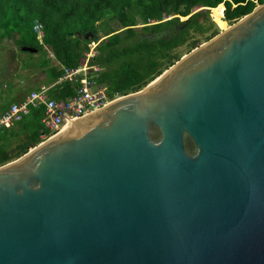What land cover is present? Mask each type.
<instances>
[{
    "label": "water",
    "instance_id": "1",
    "mask_svg": "<svg viewBox=\"0 0 264 264\" xmlns=\"http://www.w3.org/2000/svg\"><path fill=\"white\" fill-rule=\"evenodd\" d=\"M74 122L0 166V264H264V2Z\"/></svg>",
    "mask_w": 264,
    "mask_h": 264
},
{
    "label": "trees",
    "instance_id": "2",
    "mask_svg": "<svg viewBox=\"0 0 264 264\" xmlns=\"http://www.w3.org/2000/svg\"><path fill=\"white\" fill-rule=\"evenodd\" d=\"M264 0H0V45L6 41L27 58L23 67L43 70L48 96L57 101L72 97L81 86L64 78L65 70L84 65L90 44L96 55L88 76L104 88L109 100L137 92L203 42L220 32L217 21L235 23ZM224 5V6H223ZM223 15V18H222ZM104 20L107 32L98 34ZM37 22V23H36ZM41 25L39 33L34 30ZM227 26L223 27V29ZM91 32L88 39L81 36ZM79 33V35H77ZM49 48L53 59L47 56ZM32 47L36 52L24 51ZM39 54V57H34ZM45 108H31L20 121L0 128V166L37 145ZM23 133L7 147L5 132Z\"/></svg>",
    "mask_w": 264,
    "mask_h": 264
},
{
    "label": "built area",
    "instance_id": "3",
    "mask_svg": "<svg viewBox=\"0 0 264 264\" xmlns=\"http://www.w3.org/2000/svg\"><path fill=\"white\" fill-rule=\"evenodd\" d=\"M40 29L41 25L36 24L34 30L39 33V37ZM96 45L94 42L90 44L84 65L65 70L64 78L73 79L81 84L72 97L64 101H57L48 96L49 88L47 87L33 90L24 100L11 104L1 114L0 128L20 121L29 113L31 108L44 106L45 112L42 122L49 133H42V137L47 139L61 131L69 121L86 116L108 104L111 100L107 97L105 89L98 88L88 76L90 70H99L97 65H90L91 59L96 55Z\"/></svg>",
    "mask_w": 264,
    "mask_h": 264
},
{
    "label": "crops",
    "instance_id": "4",
    "mask_svg": "<svg viewBox=\"0 0 264 264\" xmlns=\"http://www.w3.org/2000/svg\"><path fill=\"white\" fill-rule=\"evenodd\" d=\"M45 48L49 53L51 52L46 46ZM18 56V52H11V50L0 45V116L11 104L24 100L31 91L38 90L41 87L49 88L55 84H48L44 71L37 68L31 69L29 74L25 75L22 66L25 63L27 56H22L21 60H19L20 56ZM34 57H39V54ZM53 62L56 63L55 60H53ZM14 133L15 132L9 128L5 132V142L7 147L14 146L18 139L23 137V133H19V135H15ZM40 138L41 141L45 140L42 137V133Z\"/></svg>",
    "mask_w": 264,
    "mask_h": 264
},
{
    "label": "rangeland",
    "instance_id": "5",
    "mask_svg": "<svg viewBox=\"0 0 264 264\" xmlns=\"http://www.w3.org/2000/svg\"><path fill=\"white\" fill-rule=\"evenodd\" d=\"M217 12H218V9L216 8V10L215 11H213V10H211L210 11V16H211V18H212V20L217 24V26L219 27V29L220 30H223V27H225V26H229V25H231V24H229V23H225V22H220V21H217L218 19H217ZM107 32V30H106V28H105V23H104V20H102V21H100V22H98V34L100 35V36H102V38H103V36H104V34ZM10 40H6V41H4L2 44H1V46H3V47H5L6 49H9V50H11V52H14V53H19V60H21V57L22 56H26V54L25 53H22L21 51L19 52L17 49H16V47L15 46H13V44H11L10 42H9ZM51 55H52V53L50 52H48V54H47V56L48 57H50V58H52V61L54 60L53 59V55H52V57H51ZM56 62V61H55ZM22 64V63H21ZM22 69L24 70V74L25 75H27V74H29V72L31 71V68H25V67H23L22 66ZM33 69V68H32ZM21 70V69H20ZM119 97V96H118ZM118 97H116V98H118ZM116 98H114V99H116ZM113 99V100H114Z\"/></svg>",
    "mask_w": 264,
    "mask_h": 264
},
{
    "label": "bare ground",
    "instance_id": "6",
    "mask_svg": "<svg viewBox=\"0 0 264 264\" xmlns=\"http://www.w3.org/2000/svg\"><path fill=\"white\" fill-rule=\"evenodd\" d=\"M73 123H75V122H74V120H71V121H69V123H68V124H66L64 128H66V127H68V126L72 125ZM64 128H63V129H64ZM63 129H62V130H63Z\"/></svg>",
    "mask_w": 264,
    "mask_h": 264
}]
</instances>
